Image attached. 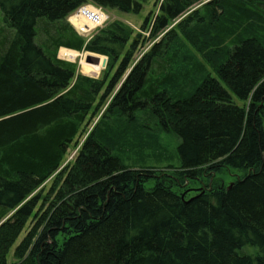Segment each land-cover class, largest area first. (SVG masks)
Returning a JSON list of instances; mask_svg holds the SVG:
<instances>
[{
    "label": "trees",
    "instance_id": "16d2710c",
    "mask_svg": "<svg viewBox=\"0 0 264 264\" xmlns=\"http://www.w3.org/2000/svg\"><path fill=\"white\" fill-rule=\"evenodd\" d=\"M148 1L0 0V264L24 232L13 264H264V0H161L147 36L66 21ZM60 48L106 68L79 75Z\"/></svg>",
    "mask_w": 264,
    "mask_h": 264
},
{
    "label": "rangeland",
    "instance_id": "374dc122",
    "mask_svg": "<svg viewBox=\"0 0 264 264\" xmlns=\"http://www.w3.org/2000/svg\"><path fill=\"white\" fill-rule=\"evenodd\" d=\"M160 1L161 0H159V2H157V0H150V1H148L147 4L142 5L141 12L138 15L120 14V13H118L116 11H109V10H104V9H101L100 8L102 10V12L104 13V16L106 17L105 18V21H104V23L102 25V27H100V28H92V27H90V29H88L87 33H85V37H83V38H85L86 40L91 39L98 31L102 30L103 28H105V26L108 23H111L113 21H120L122 23H125L128 26H130L135 32L141 33L143 36H147L149 31H147L145 33L142 32L141 31V26L143 25V22H144L145 18H147V17L150 18V20H151L150 25H152L154 18L158 14V6H156V3H160ZM86 6L87 7H94L91 4L84 5V7H86ZM97 9H99V7H97ZM80 20H74L73 21V23H76L75 26L73 25L76 30H78V26H83V28H84V24ZM66 21H67V19H66ZM67 23H68V21H67ZM176 23L177 22L173 23L169 28L173 27ZM2 28H3L2 16L0 14V31L2 30ZM149 29H150V26H149ZM2 32L3 33H5V32L8 33L7 30H3ZM164 33L160 34L155 40H153V42L154 43L158 42V40H160V38H162L164 36ZM152 43H149L145 48H142V49H145V52H146L150 48L149 46ZM142 49L136 54L135 59H138L141 56ZM66 50H68V49H64V48H60L59 49V51L57 52L58 59H60L61 61H64V62L76 64L77 65V73L79 75H82V76H85V77H89V78H92V79H98L100 77L102 71L105 70V68H106V66H105V68L102 69L100 71V73L97 74V75H88V74H85V73H83V68H82V65L81 64H82V62L87 63L85 61L86 56L90 55V56H93L95 58H99V60H100V58H106V57L100 56V55H97V54L88 53V52L72 51L75 54L73 55L74 58L71 60V59H66L64 56L61 55L62 52L63 51H66ZM87 64H93V63H89L88 62ZM94 65H96V64H94ZM98 118L99 117H97L94 120V122L91 125V127L96 124ZM178 142L179 141L176 139L175 136H170V135L164 136L163 137V145H164L165 148L162 150V152L165 149H167V151H169L172 155H174L176 153V148H177ZM138 145H140V143ZM116 149L117 150H115L113 153H114V155H116L120 159V161H121L122 164L131 166V167H139L140 165H143V163L140 162L139 159L131 151H126L127 150V144L124 147H122V148L118 147ZM75 152L76 151H73V152L70 151L69 152L70 154H69V157H68V161L71 160L74 157ZM157 156L159 157V154ZM170 163L171 164H174V161L172 162L170 160ZM144 165L145 166H148V167L161 168V167L166 166L167 164L165 162H162V163L160 162L158 164V162H156L155 157L152 156V157L148 158L147 162H144ZM236 174L237 173H236L235 170H231V173L229 174V176L226 175V174H221V175L218 176V178L221 180V182L223 184H229L232 181V179L234 178V176ZM152 185H153V182H149V184L147 185V188L148 187H151ZM193 188H197V186L194 185ZM24 234H25V232L20 235V237L18 238L17 242L15 243V245L13 246V248L10 250L9 255L7 257V263L8 264H13L14 263V258L12 257V253H13L15 247L21 241V239L24 236Z\"/></svg>",
    "mask_w": 264,
    "mask_h": 264
},
{
    "label": "built area",
    "instance_id": "2783aa9c",
    "mask_svg": "<svg viewBox=\"0 0 264 264\" xmlns=\"http://www.w3.org/2000/svg\"><path fill=\"white\" fill-rule=\"evenodd\" d=\"M105 16L102 10L97 7H83L80 10L76 11L70 18L72 20H80L82 23H84V28L83 26H78V30L80 33H87L88 27L92 28H100L102 27L104 21H105Z\"/></svg>",
    "mask_w": 264,
    "mask_h": 264
},
{
    "label": "bare ground",
    "instance_id": "6f19581e",
    "mask_svg": "<svg viewBox=\"0 0 264 264\" xmlns=\"http://www.w3.org/2000/svg\"><path fill=\"white\" fill-rule=\"evenodd\" d=\"M83 7H84V5L81 6L78 10H80ZM78 10H76V11H78ZM68 22H69L70 25H74L75 26V24H76V23H73L72 19H70ZM74 54L75 53H73L72 51L66 50V51H63L61 55L64 56L66 59H71L72 60L74 58V56H73ZM102 60L103 59L100 58L99 64L97 63L96 65H94L95 63H93V62H89V63H93V64H87V63L82 62L81 65H82V68H83V73L88 74V75H97V74H99L100 71L102 70Z\"/></svg>",
    "mask_w": 264,
    "mask_h": 264
},
{
    "label": "water",
    "instance_id": "95a60500",
    "mask_svg": "<svg viewBox=\"0 0 264 264\" xmlns=\"http://www.w3.org/2000/svg\"><path fill=\"white\" fill-rule=\"evenodd\" d=\"M103 60H102V69H104L105 68V66H106V64H107V59L106 58H102ZM85 61L88 63V62H93V63H95V64H97V63H99V58H95V57H93V56H90V55H88V56H86V58H85ZM230 187V186H229Z\"/></svg>",
    "mask_w": 264,
    "mask_h": 264
}]
</instances>
